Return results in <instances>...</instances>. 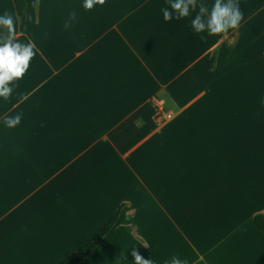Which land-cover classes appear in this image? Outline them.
<instances>
[{"label": "crops", "instance_id": "0c3cea01", "mask_svg": "<svg viewBox=\"0 0 264 264\" xmlns=\"http://www.w3.org/2000/svg\"><path fill=\"white\" fill-rule=\"evenodd\" d=\"M25 1L22 30L0 0L37 52L0 99V264H59L120 206L80 264H264V0L218 36L166 0Z\"/></svg>", "mask_w": 264, "mask_h": 264}, {"label": "clouds", "instance_id": "9594fccd", "mask_svg": "<svg viewBox=\"0 0 264 264\" xmlns=\"http://www.w3.org/2000/svg\"><path fill=\"white\" fill-rule=\"evenodd\" d=\"M107 0H83L85 11L105 5ZM167 7L161 9L163 21L182 20L197 14L191 20L195 33H207L210 36L222 35L229 30L239 29L244 15L239 0H214L211 8L203 0H166ZM72 13L70 20H75ZM65 27H70L66 22ZM6 33V34H5ZM17 27L13 17L4 13L0 15V99L8 100L14 91V82L21 80L30 68L36 56V45L32 42L21 43L16 38ZM22 115L5 116L4 126L15 128L20 125ZM134 264H154L152 259H145L137 250L131 252ZM170 264H186L178 257H173Z\"/></svg>", "mask_w": 264, "mask_h": 264}, {"label": "trees", "instance_id": "16d2710c", "mask_svg": "<svg viewBox=\"0 0 264 264\" xmlns=\"http://www.w3.org/2000/svg\"><path fill=\"white\" fill-rule=\"evenodd\" d=\"M14 2L16 12L21 19V29L23 30L26 26L27 4L25 0H14ZM214 62V58L209 61L208 65L210 68H213ZM122 208L123 206H120L110 220L100 227L81 248L59 264H80L86 260L96 250L102 239L116 225L122 212ZM254 220L257 226L264 232V214L259 213L255 215Z\"/></svg>", "mask_w": 264, "mask_h": 264}, {"label": "rangeland", "instance_id": "374dc122", "mask_svg": "<svg viewBox=\"0 0 264 264\" xmlns=\"http://www.w3.org/2000/svg\"><path fill=\"white\" fill-rule=\"evenodd\" d=\"M258 104H259V101L254 99V100H253V105H254V106H257Z\"/></svg>", "mask_w": 264, "mask_h": 264}, {"label": "built area", "instance_id": "2783aa9c", "mask_svg": "<svg viewBox=\"0 0 264 264\" xmlns=\"http://www.w3.org/2000/svg\"><path fill=\"white\" fill-rule=\"evenodd\" d=\"M171 117H172V115L169 114V115L166 116V119L171 118Z\"/></svg>", "mask_w": 264, "mask_h": 264}]
</instances>
